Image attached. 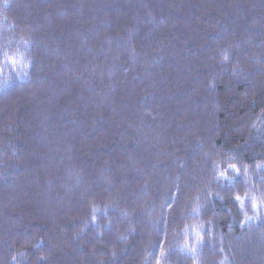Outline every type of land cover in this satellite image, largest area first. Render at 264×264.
<instances>
[{
  "label": "trees",
  "instance_id": "1",
  "mask_svg": "<svg viewBox=\"0 0 264 264\" xmlns=\"http://www.w3.org/2000/svg\"><path fill=\"white\" fill-rule=\"evenodd\" d=\"M229 154L264 158V0H0V264H264Z\"/></svg>",
  "mask_w": 264,
  "mask_h": 264
},
{
  "label": "clouds",
  "instance_id": "2",
  "mask_svg": "<svg viewBox=\"0 0 264 264\" xmlns=\"http://www.w3.org/2000/svg\"><path fill=\"white\" fill-rule=\"evenodd\" d=\"M21 39L23 40V37H21ZM24 42L27 43L26 40ZM15 63H19V61H15ZM22 67H27V65L25 64ZM253 127H256V125H253ZM224 162H225V167H221L220 159H213L212 164L215 167V176L222 178L224 180L233 181L235 179V176L242 174L245 188L242 192L234 191L233 192L234 199L236 201H239L242 206L244 202V198L250 197L251 199L250 207L253 210H255L257 208V204H259L261 206V211H264V192H261L260 185L255 184L253 182L254 173L259 169H261L262 167H264V158L256 159L251 163L244 162L242 164V168L238 167L237 163L233 161V157L231 154H229L224 158ZM229 170H231L232 173H234L235 175H229ZM214 195L220 199H223L222 195L219 192H216L214 189L209 187L207 192V198L211 199ZM193 199H194V203L192 204V212L197 213V216L190 221V227H191V232L193 234V239L191 244H189V235L185 231L183 240L180 243V247L187 248L190 252L194 253L196 251L197 243L202 240V233L200 229L204 226V221L199 217V212L202 207L201 200L199 199L198 196H194ZM257 216L258 213L255 211L251 213L246 211L244 213L245 219L251 218L253 221L257 219ZM241 223H243V220L241 221ZM188 227H189V223H186L184 225V228L187 229ZM208 235L209 237H211V229H209ZM164 254H165L164 249L161 248L159 252L155 255L153 264H164L163 262ZM23 255H24L23 251H19V250L14 251L11 254L12 264H19L18 257ZM147 255L148 254L146 253L145 257H147ZM226 261H227V257H224L221 260L220 264H226ZM191 264H200L198 257H193L191 260Z\"/></svg>",
  "mask_w": 264,
  "mask_h": 264
}]
</instances>
